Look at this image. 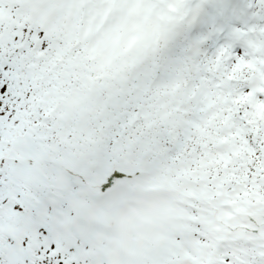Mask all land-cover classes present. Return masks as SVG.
Segmentation results:
<instances>
[{
	"label": "snow or ice",
	"instance_id": "snow-or-ice-1",
	"mask_svg": "<svg viewBox=\"0 0 264 264\" xmlns=\"http://www.w3.org/2000/svg\"><path fill=\"white\" fill-rule=\"evenodd\" d=\"M0 264H264V0H0Z\"/></svg>",
	"mask_w": 264,
	"mask_h": 264
}]
</instances>
